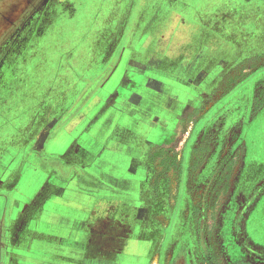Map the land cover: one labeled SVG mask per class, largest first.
I'll list each match as a JSON object with an SVG mask.
<instances>
[{
    "label": "rangeland",
    "instance_id": "1",
    "mask_svg": "<svg viewBox=\"0 0 264 264\" xmlns=\"http://www.w3.org/2000/svg\"><path fill=\"white\" fill-rule=\"evenodd\" d=\"M52 6V33L47 38L41 34L39 46L29 54L33 56L35 68H30L23 94L24 102L31 99L39 104L35 114H38L40 131H45L43 144H50L53 132L61 129L59 121L63 112L105 72L106 76L82 109L94 100L100 88L105 89L103 92L111 90L100 95L104 105L102 101L97 102L98 113L104 116L107 112L108 115L113 113L109 125L103 127L104 132L117 130L118 115L115 114L122 111L120 107L128 99L139 98V88L142 91L150 83L158 82L148 79L151 66L141 57L146 30L150 35L151 23L154 33H158L160 25L172 19L169 42H189L204 35L205 41H217L216 56L212 57L208 70L213 75L225 66L231 69L222 72L220 78L195 80L198 86L194 89L200 91L191 102L200 95L207 96L194 113L188 109L179 120L177 130L170 132L171 140L166 145H171V149L155 141L152 143V151H157L158 158L150 161L152 179L147 200L152 205L147 219L157 223L152 229L154 236L166 231L169 225L174 226V231L172 241L168 240L167 253L161 251L166 243L161 237L157 250L150 255L151 261L142 259L140 264H168L179 236L184 234L193 236L191 245L186 246L195 249L194 262L197 263L210 261L201 248L206 240L208 246L215 249V259H211L215 264H230L225 255L226 247L236 263L241 259L239 244L253 255L256 250L264 252V109L257 112L258 102L264 100V0H53ZM130 43L133 46L140 43V46L130 47ZM182 83L169 84V92H173L170 102L182 101L176 95ZM157 85L153 83L160 87ZM114 95L118 103L107 107L105 100ZM14 97L20 100L19 95ZM47 101V105L42 104ZM176 106L171 114L175 112L178 116L185 109ZM20 112L9 110L8 117L16 118ZM27 121L25 116L22 125ZM103 133L98 135L102 140L110 134ZM77 134V131L63 134L66 145L57 144L52 148L53 158L58 162L65 160ZM30 141L27 152L33 147ZM139 148L143 154L150 147L144 143ZM32 150L45 151L43 146ZM141 160L145 162L142 157ZM74 170L63 172L70 176ZM108 195L105 199L114 198ZM102 201L100 199L98 204ZM104 208H99L94 217V221L100 220V226L107 215ZM20 209L21 204L15 219ZM174 213L178 216L171 222ZM20 214L15 230L20 226L22 212ZM130 215L121 217L119 214L115 225L133 227L138 214ZM126 233L127 230L123 231L124 235ZM136 245L146 244L138 242ZM148 248L149 245L145 252ZM145 252L143 257L147 258ZM59 261L58 256L54 264ZM260 262H264L263 255Z\"/></svg>",
    "mask_w": 264,
    "mask_h": 264
},
{
    "label": "flooded vegetation",
    "instance_id": "2",
    "mask_svg": "<svg viewBox=\"0 0 264 264\" xmlns=\"http://www.w3.org/2000/svg\"><path fill=\"white\" fill-rule=\"evenodd\" d=\"M52 5L53 0H0V146L2 147L0 151V219L2 222L0 226V264H53L51 262H41L38 249L52 250L56 247L67 246L65 240H56L52 235H48L47 239H41L39 235L38 226L40 224L38 221L40 215L38 204L40 200L29 195L30 189L28 183H25V178L26 174L32 173V170L38 168L41 164L52 167V175L62 180L70 178L63 172L64 170L71 171L75 169L74 178L81 180L82 188L88 192V198L93 200V204L88 205L89 220L83 228L82 238L76 240L79 243L81 241L79 249H82L83 252L79 263L140 264L142 259L147 262L148 260L151 261L152 256L150 255L155 253L154 250H157L161 237L165 238L166 242L163 244V248L161 247V251L163 254L164 252L167 253L170 243L168 240L172 241L174 226L169 225L166 231L154 236V230L152 231V229H155L157 223L147 219L150 211H148V208L152 205L147 200V192L151 187L152 179L150 161L158 158L157 151H152V142L146 134L155 132L150 123L156 122L158 125L157 122L165 117H169L170 121H173L174 116L176 117L174 119L176 126L168 129H170V132H175L180 126L179 120L186 114V111L190 109V112L194 113L207 96L203 95L202 98V95H200L191 102V99L200 91L199 88L196 91L194 89L198 86L195 80L222 77V72L227 73L231 68L226 69L225 66L224 70L221 69L218 72L216 70L213 75L209 72L208 67L212 57L216 56L218 49L217 41H205L207 38L204 35L198 40L189 41L188 43L191 45L180 47L176 45L179 44L178 42L167 40L169 39L168 32L171 29L172 19L164 22V25H160L158 33H154L153 23H151L150 35L146 30L141 57H144V61L150 63L151 66L148 79H156L158 82L150 83L151 86L149 84L142 91H140L142 88H139V98L137 97L133 101L128 99L120 107L123 108L122 111L115 114L118 115L115 127H118L117 130L111 132L106 130L107 132H104V128L111 122L110 119L103 126L104 128L102 127L98 131L97 136L93 138L94 143L77 144L80 132L83 133V138H86L87 134L96 126L98 121L91 119L86 128L77 131L78 134L72 141L71 149L66 152L65 160L58 162L59 160L53 158L54 155H50L48 150L51 146L55 148L57 144L66 145L67 139L63 134H72L78 128L79 125L77 124L83 117L85 109H82L83 106L107 72L103 73L93 85L89 86L77 102L63 112L64 116L59 121L61 129L57 132L54 130L50 144H43L42 139L45 131H40L38 114H35V108L39 104L31 99L28 103L24 102L23 94L25 79L29 78V73L32 70L30 68H35V64L32 62L33 56L29 54L39 46L42 38L41 34L46 35L45 38H47V35L52 33V19H54ZM138 28L139 26L134 29V33ZM147 42H150L149 46H147ZM161 42H169V44L167 47L160 48L158 46ZM128 45L135 47L131 43ZM180 82H183L182 87L176 95L181 97L182 101L170 102L169 97L173 92H169V84L175 85ZM153 83L155 85L158 83L160 87L153 86ZM100 90L97 91L94 97L105 91L104 88H100ZM148 94H152L150 100L152 105L149 108H147L149 105ZM12 95H19L20 100L19 97L14 96L9 98ZM118 101V97L114 95L112 99L105 100V105L110 107L117 104ZM103 102L101 103L103 104ZM48 103L49 101L42 104L47 105ZM88 105L90 103L86 105V108ZM176 105L185 109L178 116L174 115L175 112L171 114L173 109L176 111ZM30 108L31 114L29 115ZM16 109L21 112L16 118L10 119L8 117L9 110L14 111ZM26 109L28 110L25 111ZM24 112L27 113L22 114ZM75 115H77L76 119L74 118ZM25 116L28 121L23 122L22 125ZM111 116H113V113ZM163 129H166L165 126ZM51 131L52 128H49V132ZM101 132L110 134L104 136L102 140V137L98 136ZM51 136L52 133L49 134V137ZM30 139L33 147L40 146L42 148L43 146L45 151L33 152V147H31V151L27 152V144H29ZM169 140H171V135ZM144 143L149 145L150 148L142 154L139 147ZM74 145H76L75 150L72 149ZM167 147L171 149V145ZM26 156L29 159H25ZM141 157L145 159V162L141 160ZM91 174H96L97 178L91 176ZM10 177H12L11 180H9ZM53 189L52 182V194ZM108 193L114 198L111 200L109 198L105 199L106 196H109ZM124 196L127 197L122 199ZM117 197L119 198L117 199ZM100 199L103 201L98 204ZM20 204V210L22 211H19L22 212V218L20 219V226L15 230V223L21 215L18 212V218L15 219ZM102 208L106 209L107 215L104 216L103 224L100 226V220L97 218L99 221H94V217H97L98 209L101 210ZM126 209L127 214H124ZM132 212H134V215L138 214L134 217L133 227L121 225L118 228L115 225V220L119 214L121 217L131 216ZM110 216H113L112 219H110ZM175 216L177 217L178 213L171 214V222L174 221ZM126 230L128 233L124 235L123 231ZM121 233L122 235H120ZM191 237L193 236H186L185 234L179 236L178 246L169 258L168 264H211V259H215V253L213 252L214 248L208 246L207 240L201 248L204 257L207 255L205 258L210 259V261L194 262L195 249L186 246L187 244L191 245L193 239ZM138 242H143L146 245L138 247L136 245ZM147 245H149L145 253V256H148L147 258L132 253H135L138 248L143 249L142 252L144 253ZM47 257H49L48 254L43 255L42 258L47 259ZM53 257L52 255V259ZM68 261L70 260H66V262ZM164 264L166 263L164 262ZM212 264H215V262H212Z\"/></svg>",
    "mask_w": 264,
    "mask_h": 264
},
{
    "label": "crops",
    "instance_id": "3",
    "mask_svg": "<svg viewBox=\"0 0 264 264\" xmlns=\"http://www.w3.org/2000/svg\"><path fill=\"white\" fill-rule=\"evenodd\" d=\"M149 43L150 42L146 43L147 46H149ZM168 44L169 42H161L158 47L164 48L167 47ZM189 44L190 43L188 42L186 43L182 41L176 45L184 47L185 45ZM138 45H140V43L135 44V46ZM110 91L111 90H109V92L100 93L94 98L88 108L84 110L83 117L80 120V124H77L79 126L75 131H82L91 119H96L98 122L96 123L94 129H92L91 132L87 134L86 138H83L82 132L79 133V140L77 139V143H80V145L81 143L82 145H86L87 143L90 144L91 142L94 143L93 138L97 136L98 131L106 124V121L108 122V120H112L113 117L111 114L107 116L108 112L105 113V116L103 113L99 114V108L97 106V102L101 101V94L110 93ZM147 97L149 100V105L147 108H149L152 105L150 102L152 94H148ZM174 119V116L173 121H170L169 117L162 118L160 119L161 121L157 122L158 125L156 122H151V128L155 129V132L146 133L149 140L152 143L155 141V143H159L167 147L166 144H168L167 141L169 140L170 136V129L168 128L176 126V121H174ZM164 120L166 121L164 122ZM164 126L166 129H163ZM172 141H170V143ZM48 153L52 155V146L48 150ZM91 176L97 178L96 174H91ZM69 177L70 178L68 180L57 178L56 176L52 175V167H48L47 165L43 166V164L39 165L38 168L33 169L32 173L26 174L25 183H28V188L30 189L29 195H31L32 198L40 200V203L38 204L40 215L38 221L40 225L38 226V230L40 238L47 239L48 235H52L54 238H56V240L62 239L67 242V246L56 247L52 250H44L43 248L38 249L40 251L39 254L41 255V262L44 263L51 262L54 264V262L57 260V257L59 256V264H81L79 261L82 259L81 254L83 252L82 249H79V241L76 240L82 238L83 228L86 226L89 220V206L93 204V200L88 198V192L82 188L81 180L74 178L75 176H73V174ZM52 182L54 186L53 194ZM224 245L226 247V243ZM239 246L241 249V259L237 263L232 261L228 248H224L226 250L228 259L231 261L230 264H264V262H260V259L262 258L261 256L259 257L258 255H253V252L247 251L240 244ZM257 246L263 248L259 244H257ZM142 251L143 249L138 248L135 253H132L144 255ZM46 254H48L49 257H47V259H43V255ZM52 255L54 256L53 259ZM66 260L70 261L66 262Z\"/></svg>",
    "mask_w": 264,
    "mask_h": 264
},
{
    "label": "trees",
    "instance_id": "4",
    "mask_svg": "<svg viewBox=\"0 0 264 264\" xmlns=\"http://www.w3.org/2000/svg\"><path fill=\"white\" fill-rule=\"evenodd\" d=\"M263 108H264V100L258 102L257 112H259V111L262 110ZM247 251L252 252V251H250V250H248V249H247ZM256 255L262 257V255L264 256V252H261V251L256 250Z\"/></svg>",
    "mask_w": 264,
    "mask_h": 264
},
{
    "label": "water",
    "instance_id": "5",
    "mask_svg": "<svg viewBox=\"0 0 264 264\" xmlns=\"http://www.w3.org/2000/svg\"><path fill=\"white\" fill-rule=\"evenodd\" d=\"M96 84H97V83H96ZM96 84H95V85H96ZM85 98H86V96L84 97V100H85Z\"/></svg>",
    "mask_w": 264,
    "mask_h": 264
}]
</instances>
